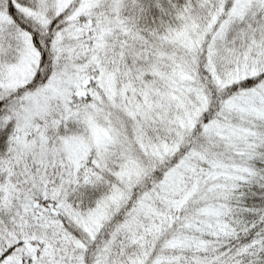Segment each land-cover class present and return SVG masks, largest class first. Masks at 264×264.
<instances>
[{
	"label": "snow or ice",
	"instance_id": "6c2138e0",
	"mask_svg": "<svg viewBox=\"0 0 264 264\" xmlns=\"http://www.w3.org/2000/svg\"><path fill=\"white\" fill-rule=\"evenodd\" d=\"M0 264H264V0H0Z\"/></svg>",
	"mask_w": 264,
	"mask_h": 264
}]
</instances>
